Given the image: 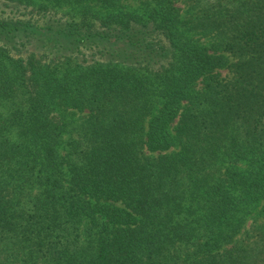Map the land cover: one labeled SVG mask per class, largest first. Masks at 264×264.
<instances>
[{"label":"trees","instance_id":"obj_1","mask_svg":"<svg viewBox=\"0 0 264 264\" xmlns=\"http://www.w3.org/2000/svg\"><path fill=\"white\" fill-rule=\"evenodd\" d=\"M0 1V264H264V0Z\"/></svg>","mask_w":264,"mask_h":264},{"label":"rangeland","instance_id":"obj_2","mask_svg":"<svg viewBox=\"0 0 264 264\" xmlns=\"http://www.w3.org/2000/svg\"><path fill=\"white\" fill-rule=\"evenodd\" d=\"M129 2L132 3V4H134V5H137L138 4V3L133 2V1H129ZM22 11H23L22 9L21 10L12 9L11 7H8L6 5V3H4V1H0V14L2 16H9V17H14V16H17V15L20 16V14H23ZM29 16L30 15L28 14V17ZM37 18L40 19V22L41 23H43V24L45 23L44 22V19L42 17L38 16ZM199 38L204 43H209V41H210L208 37H200L199 36ZM96 51H97L96 49L89 50V52H93V53L96 52ZM98 56H100V55L98 54ZM227 72H228L227 69H222V73L223 74H227ZM76 114H77V116H76L77 123L79 124V123L82 122V115H81V113H78V112ZM83 114H86V113H83ZM69 137H70V134L67 135L66 139H69ZM263 204L264 203H261V205L259 206V208H257L256 212L254 214H252L251 217L249 218V220H248L249 221L248 222L249 223L248 224V229H250V227H252V225L255 223V221L257 222V221H263L264 220L262 214L259 213V211H260L261 207L263 206ZM88 226H89V222H87V221H85L83 224L80 225V227H81V230L80 231H81V234H82V238L81 239L82 240H84L85 237L88 235V232H87V227Z\"/></svg>","mask_w":264,"mask_h":264}]
</instances>
